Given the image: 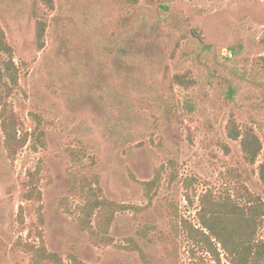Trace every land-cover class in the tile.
I'll return each instance as SVG.
<instances>
[{
    "label": "rangeland",
    "instance_id": "rangeland-1",
    "mask_svg": "<svg viewBox=\"0 0 264 264\" xmlns=\"http://www.w3.org/2000/svg\"><path fill=\"white\" fill-rule=\"evenodd\" d=\"M0 26L26 135L11 158L0 130V264H194L175 223L200 195L264 200V0H0ZM231 118L259 138L255 165Z\"/></svg>",
    "mask_w": 264,
    "mask_h": 264
},
{
    "label": "trees",
    "instance_id": "trees-1",
    "mask_svg": "<svg viewBox=\"0 0 264 264\" xmlns=\"http://www.w3.org/2000/svg\"><path fill=\"white\" fill-rule=\"evenodd\" d=\"M135 4L137 0H126ZM48 8L53 7V0H43ZM44 24L37 23L36 41L38 48L43 47ZM264 43V39H263ZM14 51L8 44L4 30L0 26V130L4 137V148L13 158L23 148L26 135H18L20 122L8 102L15 87L18 86V67L14 62ZM174 80L179 85L190 86L180 76ZM189 82V81H188ZM227 136L232 141H239L244 160L249 165H255L262 150L259 138L252 130L240 131L229 119L226 128ZM258 178L264 183V160L258 164ZM155 183H143L144 190ZM148 190V189H147ZM147 196L148 193L146 192ZM28 197V195H26ZM106 224L118 209L112 203L105 202ZM196 223L182 218L175 223V227L185 232L192 248L190 249L194 264H202L196 254L208 256L206 264H264V241L258 237L259 230L264 227V200L253 194L246 185L241 184L232 193L216 194L210 189L199 197V208L196 212ZM39 251L29 245L30 251ZM42 250V249H41ZM44 256L45 250L40 251ZM204 261V260H202ZM36 264V257L32 260Z\"/></svg>",
    "mask_w": 264,
    "mask_h": 264
}]
</instances>
